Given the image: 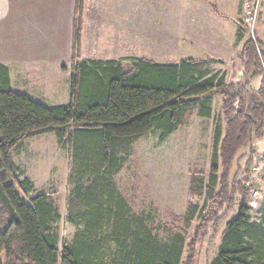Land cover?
Listing matches in <instances>:
<instances>
[{"label": "trees", "instance_id": "trees-1", "mask_svg": "<svg viewBox=\"0 0 264 264\" xmlns=\"http://www.w3.org/2000/svg\"><path fill=\"white\" fill-rule=\"evenodd\" d=\"M83 2L76 0L78 16ZM75 22L69 104L46 106L13 91L0 65V264H192L208 229L216 231L237 204L229 174L238 153L264 139V41H245L238 79L227 80L207 59H132L130 69L114 60L76 62L81 23ZM214 96L222 105L210 170L191 174L186 214L165 211L157 220L153 211H139L116 182L136 145L151 134L167 139L195 113L211 118ZM44 134L70 153L66 218L77 231L63 243L57 196L37 191L14 160L28 140ZM256 154L252 146L246 172ZM209 264H264V217L254 220L251 207L240 204Z\"/></svg>", "mask_w": 264, "mask_h": 264}, {"label": "rangeland", "instance_id": "rangeland-1", "mask_svg": "<svg viewBox=\"0 0 264 264\" xmlns=\"http://www.w3.org/2000/svg\"><path fill=\"white\" fill-rule=\"evenodd\" d=\"M44 1L40 3V0H32L31 7L38 11L42 5L44 6ZM246 1H112V9L120 11L121 13L118 14L121 17L109 19L113 28L112 25L110 28L108 23L103 26L107 46L103 56H128L129 61L124 64L126 69L131 68L132 59H148L154 62L175 61V63L189 59H207L214 73L225 74L227 80H231L234 76L238 79L241 67L238 57L245 41L249 38L244 31V37L239 38ZM26 2L28 4L29 1ZM39 4V9L34 7ZM93 4L94 0H84L81 16L76 14L74 17L71 61L63 67V75H57V91H48L46 92L48 96L42 97H38V92L24 91L34 101L46 106H60L72 101L70 83L74 72L72 58L75 21H80L82 31L83 12ZM14 11L17 12V9L14 8ZM115 24H118L119 29L114 32ZM25 27L29 28V26ZM0 28V35L3 36L6 27ZM85 33V40L93 37L87 29ZM21 34L24 39L32 35L29 30H23ZM6 36L7 34L3 38ZM20 36L17 30L14 37L10 34V39L18 43ZM262 37L264 38V1L257 31V38ZM88 51L91 53L89 43L87 49L85 45L83 52L78 49L76 62H82L83 58L89 56ZM54 76L51 73L45 76L47 87L53 85L50 79H54ZM248 81L249 77L244 79V83ZM258 81L259 79L253 80L249 88L257 87ZM212 101L211 118H201L195 113L186 127L167 139L160 140L159 135L151 134L142 138L136 145L133 157L116 177V182L126 197L137 201L139 211H153L157 220L159 218L164 220L165 211L179 216L186 214L187 203L191 199L189 195L191 174L199 172L207 175L210 170L214 151V133L222 105L219 96H214ZM252 146L257 147V154L250 171L246 172ZM14 160L34 182L37 191L55 193L62 213V220L58 225L62 243L72 239L77 229L66 218V199L70 188L68 178L71 170L69 151L63 150L58 145L54 134H44L28 140L23 152L14 155ZM254 167H257V170ZM229 185L230 193L237 204L227 209V216L216 231L211 227L208 229V234L196 246L192 264H209L215 258L225 226L236 215L240 204L252 205L251 214L254 220L260 221L264 217V139L253 140L238 153L229 174ZM241 187L244 191L240 193ZM255 191L259 192L257 197L253 196ZM196 202L203 204L204 200H196ZM192 238L193 232H190L189 240ZM189 254V250L186 251L185 258Z\"/></svg>", "mask_w": 264, "mask_h": 264}, {"label": "crops", "instance_id": "crops-1", "mask_svg": "<svg viewBox=\"0 0 264 264\" xmlns=\"http://www.w3.org/2000/svg\"><path fill=\"white\" fill-rule=\"evenodd\" d=\"M26 1L0 0V27H6L4 35L7 34L6 38H3L4 35H0V41H2L0 42V65L8 68L13 91L22 94L38 92V97L48 96L46 92L57 91V75H63V67L71 61L73 23L77 14L75 11L76 0H45L44 6L42 5L38 11L31 7L32 0H28V4ZM112 1L122 0H94L93 6L83 12V30L81 31L79 49L80 52H83L85 45L87 49L89 43V50L93 53L88 51L90 55H87L82 61L114 60L121 62L123 66L128 61L129 57L126 55L103 56L107 47L103 26L108 23L109 27L111 28L112 25L113 28L109 19L121 17L118 14L121 13L120 11L112 9ZM41 2L42 0H40ZM34 7L39 9L40 4ZM14 8L17 9V12L14 11ZM15 16L18 17L15 18ZM33 20L35 21L33 22ZM25 26H29L30 29ZM86 29L91 32L93 37L85 40ZM118 29V24H115L114 32ZM17 30L21 36L18 43H15L12 38L10 39V34L14 37ZM23 30H29L32 33V35H28L30 39L27 36L25 39L23 38V34H21ZM261 40L264 41V38L262 37ZM173 56L175 55L173 54ZM155 62L175 64V61ZM49 73L55 75L54 79H50L53 81L51 87L46 86L45 76Z\"/></svg>", "mask_w": 264, "mask_h": 264}, {"label": "built area", "instance_id": "built-area-1", "mask_svg": "<svg viewBox=\"0 0 264 264\" xmlns=\"http://www.w3.org/2000/svg\"><path fill=\"white\" fill-rule=\"evenodd\" d=\"M264 0H247L244 5V17H243V30L244 32L252 38L257 43V31L258 25L262 15ZM257 51L259 55H262V50L257 46ZM257 170V167H254ZM259 192L255 191L253 193L254 197H257ZM249 206V205H248ZM252 205L250 204L249 207Z\"/></svg>", "mask_w": 264, "mask_h": 264}]
</instances>
